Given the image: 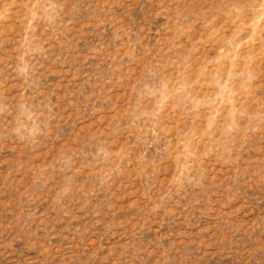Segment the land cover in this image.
Masks as SVG:
<instances>
[{
  "label": "rangeland",
  "instance_id": "374dc122",
  "mask_svg": "<svg viewBox=\"0 0 264 264\" xmlns=\"http://www.w3.org/2000/svg\"><path fill=\"white\" fill-rule=\"evenodd\" d=\"M0 264H264V0H0Z\"/></svg>",
  "mask_w": 264,
  "mask_h": 264
}]
</instances>
